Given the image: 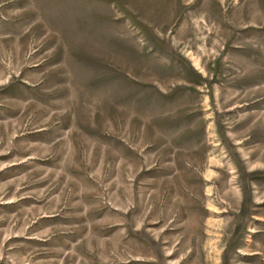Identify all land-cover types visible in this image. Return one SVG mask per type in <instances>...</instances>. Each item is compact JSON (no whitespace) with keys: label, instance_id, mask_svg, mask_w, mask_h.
<instances>
[{"label":"rangeland","instance_id":"1","mask_svg":"<svg viewBox=\"0 0 264 264\" xmlns=\"http://www.w3.org/2000/svg\"><path fill=\"white\" fill-rule=\"evenodd\" d=\"M0 264H264V0H0Z\"/></svg>","mask_w":264,"mask_h":264}]
</instances>
